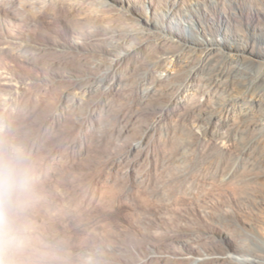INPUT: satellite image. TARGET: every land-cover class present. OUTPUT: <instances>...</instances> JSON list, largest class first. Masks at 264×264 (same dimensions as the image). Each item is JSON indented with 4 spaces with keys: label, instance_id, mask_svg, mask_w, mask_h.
<instances>
[{
    "label": "rangeland",
    "instance_id": "1",
    "mask_svg": "<svg viewBox=\"0 0 264 264\" xmlns=\"http://www.w3.org/2000/svg\"><path fill=\"white\" fill-rule=\"evenodd\" d=\"M260 15L264 0H0V157L15 148L28 158L37 241L24 256L0 241V256L241 264L254 252L264 241V118L237 129L238 106L233 131L213 119L206 135L195 106L215 107L219 94H201L203 76L178 93L172 76L200 55L168 54L186 39L262 54Z\"/></svg>",
    "mask_w": 264,
    "mask_h": 264
},
{
    "label": "bare ground",
    "instance_id": "2",
    "mask_svg": "<svg viewBox=\"0 0 264 264\" xmlns=\"http://www.w3.org/2000/svg\"><path fill=\"white\" fill-rule=\"evenodd\" d=\"M241 4L243 5V3ZM194 17L201 21L199 16L194 15ZM258 17L264 18L261 15ZM227 21L226 16H220V24H223L221 28H229L226 25ZM261 21L264 23L263 20ZM188 27L195 29V24L190 21ZM163 32H154L150 27L143 30V33H147L149 36L158 35L159 39L173 44L175 41L168 38ZM262 32L264 43V28ZM176 44H178L180 50L168 54V58L172 59V62L179 61L181 55L179 52L181 51L200 55V61L197 65H186L182 68V73L175 71L176 73L172 78L177 92L184 91L188 86V82H191L194 77L203 76L207 90L202 91L201 94L206 95L208 92L215 90L219 94L215 96V107L203 110V105L195 106L197 111H201L198 123L206 135L210 133V125L213 119H224L220 129L231 128L229 131H233L228 119H232V116L236 114L235 110L238 106L241 112L239 115L241 122L235 128L240 129L242 125L260 126H258L259 120L264 118L262 111L264 101V53L254 55L252 52L250 53L245 45L242 47L219 40L207 39L202 42L201 40L186 39V41L177 42ZM183 78L185 79L183 80ZM189 88L194 91L193 86H189ZM230 108L232 109L230 110ZM256 243L257 249L254 252L246 259H239L241 264H264V257L257 252L264 253V241L260 240Z\"/></svg>",
    "mask_w": 264,
    "mask_h": 264
},
{
    "label": "clouds",
    "instance_id": "3",
    "mask_svg": "<svg viewBox=\"0 0 264 264\" xmlns=\"http://www.w3.org/2000/svg\"><path fill=\"white\" fill-rule=\"evenodd\" d=\"M33 192L27 156L18 149L8 150L0 157V241L14 253L24 256L36 248L34 228L27 222V207ZM47 246L38 251L48 256ZM0 264H41L28 257L17 261L0 256Z\"/></svg>",
    "mask_w": 264,
    "mask_h": 264
}]
</instances>
